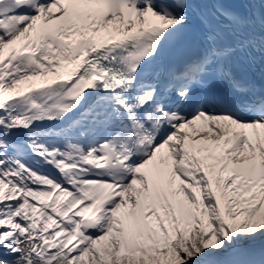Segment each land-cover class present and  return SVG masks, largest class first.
I'll use <instances>...</instances> for the list:
<instances>
[{"label":"snow or ice","instance_id":"snow-or-ice-1","mask_svg":"<svg viewBox=\"0 0 264 264\" xmlns=\"http://www.w3.org/2000/svg\"><path fill=\"white\" fill-rule=\"evenodd\" d=\"M0 264H264V0H0Z\"/></svg>","mask_w":264,"mask_h":264}]
</instances>
